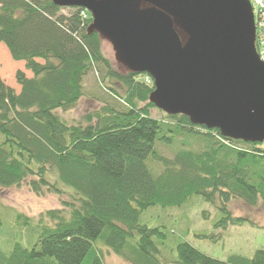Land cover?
Here are the masks:
<instances>
[{"label": "trees", "instance_id": "trees-1", "mask_svg": "<svg viewBox=\"0 0 264 264\" xmlns=\"http://www.w3.org/2000/svg\"><path fill=\"white\" fill-rule=\"evenodd\" d=\"M81 11L50 0H0V43L23 64L13 73L17 89L0 76V188L25 181L38 195L70 191L61 208L34 220L14 215L27 245L0 246V264H105L98 245L131 264H264V249L220 260L180 240L172 252L160 226L139 222L153 206H180L197 194L220 212L214 227L254 224L232 215L229 203L264 211V142L223 137L181 114L150 116L152 80L115 70ZM93 70L102 76L98 96L113 102L68 124L57 110L77 104ZM156 141L177 142L174 157L159 154ZM149 156L162 163L158 173Z\"/></svg>", "mask_w": 264, "mask_h": 264}, {"label": "water", "instance_id": "water-1", "mask_svg": "<svg viewBox=\"0 0 264 264\" xmlns=\"http://www.w3.org/2000/svg\"><path fill=\"white\" fill-rule=\"evenodd\" d=\"M50 1L91 14L89 30L111 44L113 59L152 78L156 108L229 139L264 142V63L248 0Z\"/></svg>", "mask_w": 264, "mask_h": 264}, {"label": "rangeland", "instance_id": "rangeland-1", "mask_svg": "<svg viewBox=\"0 0 264 264\" xmlns=\"http://www.w3.org/2000/svg\"><path fill=\"white\" fill-rule=\"evenodd\" d=\"M61 13L67 15L68 10L63 9ZM178 34H180L183 41L186 39V35L182 34L181 31ZM100 49L115 70L121 73L127 71L113 59L114 51L107 40H101ZM19 68L22 69L23 64L20 61L12 60L5 45L0 43V76L5 79L7 85L16 89L17 85H15L13 73ZM100 78H102L101 72L95 70L90 72L83 81L85 95L73 108L66 111L57 110L56 114L66 120V123L73 124L81 122L82 116L87 112L94 111L102 104L112 103L113 99L106 98L107 100H104L101 96H98V88L95 83L96 80H101ZM144 80H146V77H144ZM164 114V112L158 110L156 107L150 109V116L152 117L163 118ZM178 148L179 144L177 142L170 145H165L159 141L155 143L156 151L170 159L174 157ZM153 161L149 156L146 164L152 173H158L159 169H163V165L160 162ZM55 178L56 175L53 173L48 177L49 182L54 183ZM63 189L65 190V188ZM66 192L62 196L53 192H45L38 195L29 189L25 181L7 189L0 188L1 248L10 249L9 245L15 241L25 244L27 234L23 232V228H20L21 226L19 227L13 222L16 213L19 212L31 219H36L39 213L61 208L60 200L68 197L70 191L66 189ZM229 211L232 215L248 218L254 224L246 221L242 225L228 224L226 228L214 227L216 220L221 217L220 212L211 203L205 202L197 194H192L180 206H153L140 214L139 222L149 226H160L167 235V244L173 249L172 252H175V244L180 240L188 242V244H191L212 258L220 260H225L231 253L251 257L257 249L263 250L264 211L261 207H252L241 200L232 199L229 203ZM31 237L33 240L37 239L34 233L31 234ZM98 246L101 248L105 264H131L122 256L105 249L103 245Z\"/></svg>", "mask_w": 264, "mask_h": 264}, {"label": "built area", "instance_id": "built-area-1", "mask_svg": "<svg viewBox=\"0 0 264 264\" xmlns=\"http://www.w3.org/2000/svg\"><path fill=\"white\" fill-rule=\"evenodd\" d=\"M253 13L256 30V47L259 57L264 62V0H250ZM83 17H86L85 12L80 13Z\"/></svg>", "mask_w": 264, "mask_h": 264}]
</instances>
